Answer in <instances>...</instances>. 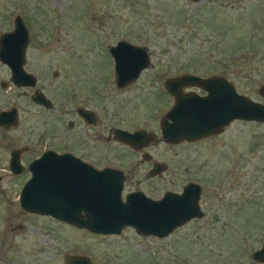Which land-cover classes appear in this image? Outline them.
I'll return each instance as SVG.
<instances>
[{
	"label": "rangeland",
	"instance_id": "rangeland-1",
	"mask_svg": "<svg viewBox=\"0 0 264 264\" xmlns=\"http://www.w3.org/2000/svg\"><path fill=\"white\" fill-rule=\"evenodd\" d=\"M15 16L28 29L23 68L37 79L31 89L39 87L55 105L77 94L88 106L107 109L114 123L121 118L128 127L157 131L171 106L162 83L184 73H221L237 93L264 104L257 93L264 84V0H0V34L12 29ZM120 39L145 47L151 68L129 88L100 87L97 77L113 64L107 48ZM83 72L96 84L78 83ZM0 82L6 83L0 110H17V124L0 128V264H63L64 254L84 255L93 264H262L251 259L264 239L262 124L234 120L198 143H150L148 161L112 143L107 165L124 174L122 199L136 189L157 199L194 181L203 216L161 238L125 227L95 234L19 208L28 174L8 171L9 152L40 136L46 116L30 102V90L12 85L2 63ZM154 161L166 168L151 176ZM103 163L92 162L96 168Z\"/></svg>",
	"mask_w": 264,
	"mask_h": 264
},
{
	"label": "water",
	"instance_id": "water-1",
	"mask_svg": "<svg viewBox=\"0 0 264 264\" xmlns=\"http://www.w3.org/2000/svg\"><path fill=\"white\" fill-rule=\"evenodd\" d=\"M27 41L28 31L20 16L13 18L11 30L0 34V63L8 67L10 82L16 87L34 86V77L23 68ZM108 54L113 61L118 87L125 85L128 78L136 79L150 64L145 47L124 40L109 46ZM162 86L171 96L172 105L159 121V136L145 130L116 129L115 140L134 149L157 142L175 145L183 140L189 142L218 135L234 120L260 123L264 129V104L237 93L232 83L220 76L184 73L166 78ZM5 87L6 83L0 82V88ZM190 87H197L205 94L182 91ZM257 93L264 98V84L258 87ZM30 99L49 105L48 100L37 92ZM81 114L85 117L87 112L81 111ZM15 121L13 107L0 111V127L8 129ZM17 151L12 150L9 154L8 171L13 175L22 172L15 155ZM69 158L67 154L45 151L28 165L30 177L18 191L17 202L21 210L47 215L95 234H118L122 228L131 227L137 234L159 238L203 216L199 206L201 189L197 182H187L179 193L166 190L157 199H151L141 191L127 193L122 199L121 170L96 169L79 159ZM164 170L163 163H156L149 174L152 176ZM251 259L264 264V239L251 253ZM63 264L92 263L84 255L64 254Z\"/></svg>",
	"mask_w": 264,
	"mask_h": 264
},
{
	"label": "flooded vegetation",
	"instance_id": "flooded-vegetation-1",
	"mask_svg": "<svg viewBox=\"0 0 264 264\" xmlns=\"http://www.w3.org/2000/svg\"><path fill=\"white\" fill-rule=\"evenodd\" d=\"M27 31H28V29H27ZM120 40H124V39H120ZM124 41H126V40H124ZM132 44H135V43H132ZM109 46H112V45H109ZM107 51H108V48H107ZM148 68H151V67H148ZM148 68H145V69H148ZM145 69L141 70L139 72L136 79L131 81V80H128L129 79L128 78L127 83L125 85H123L122 87H118L116 85V82H115L114 67L112 64V66L109 67L108 72L107 71L102 72V74H100L97 77L99 80L98 85L100 87H103V88H105V86L107 87L108 85H110V86L112 85L115 90H122V89L129 88L130 86L135 85L137 83V81L142 78L143 72L145 71ZM26 73H28V72H26ZM29 74L34 77V85H35L36 80H37L36 77L34 75H32L31 73H29ZM191 74H194V73H191ZM56 75H57L56 71L52 70L49 77L51 79H54L56 77ZM217 76H220L224 80L231 82L233 87H234V82H232L226 75H223L221 73H217ZM77 78H78V80H77L78 83L80 81L81 83H85V84L86 83L93 84V85L96 84V82L89 81L88 80L89 77H87V74L84 72L79 73ZM148 79L155 82L156 76L154 74H152L151 76L148 77ZM23 88H26L25 90H30V94L28 95L29 99H30V96H32L34 93L37 92V93H40L41 95H43L48 100V103H49V105L44 106L42 104L35 103L34 101H32L30 99V102L33 103V105L35 107H38L39 110H42V112H41L42 115L46 116V120H44L45 123H43V128L38 133L40 136L30 140L28 142L29 144L26 143V145L13 147L10 150V152L12 150H18L15 153V155H17V161H18V164L21 166L22 172H20L17 175H22V174L27 173L28 177L26 178V180L30 177V172H28V170H27L28 165L34 159L38 158L45 151H52L55 154H60V155L67 154V155H69V157H71V158H69L70 160H72V158L73 159H75V158L79 159L80 161H83L84 163L90 165L93 168H96L92 164L93 159H98L100 161H104L103 166H100L99 168H96V169L113 168V167L107 165L108 162H111L110 161L111 160L110 159L111 152H109L107 147L109 148V146L112 143L121 144V145L128 147L131 150L138 151L139 154L141 153V159L142 160L147 159L146 161H148L151 159L150 155L148 153H146V151H144V149H145L144 146H141L140 148H137V149L130 148L126 144H123V143L115 140L113 138V133H114V130H116V129L126 130L129 132H132L134 130H145V131H151L156 136H159V127H158L157 131L146 129L144 127V125L143 126L136 125L133 127H128V126L123 124L124 121L121 118L116 123H114L115 119H113L112 114H110L107 109H102V107H93V106L90 107L87 105V103H86L87 101L81 100L77 96V94H72L71 97L67 96L68 98H62L64 100V102H63V100H61V102L58 103V105H55L52 100H50L48 97L45 96V93H43L39 87H36L34 90H32L30 86L23 87ZM182 91L183 92L191 91V92H194L198 95L205 94V92L201 91L197 87L183 88ZM164 93L170 98L171 105H172L171 96H169L165 91H164ZM23 94H26V93H23ZM13 108L15 109V112H16V121H15V125H16L17 124V110L15 107H13ZM6 110H8V109H6ZM81 111L87 112L85 117L82 116ZM48 112H50V113L48 114ZM161 117L158 119V124H159ZM0 128H2V127H0ZM81 129L83 130V133H84V131L85 132L89 131L90 134H88V135L84 134L83 139H82L80 134H79V131L81 132ZM31 132L33 133V131H31ZM215 136H217V135L204 137V138H200V139L189 141V142L183 140V141L179 142L178 144H175L172 146L182 145V144L198 143L202 140L214 138ZM49 140L53 141L54 143L56 142V145L50 144ZM36 149H38L39 151L35 152ZM10 152H9V154H10ZM26 155H30V157L28 159H26ZM8 162H9V157H8ZM8 162H7V169H9L8 168ZM156 163H161V162H155V161L152 162L149 171L151 170L152 166ZM163 164L166 168L165 163H163ZM115 169H118V168H115ZM149 171H148V173H149ZM175 171L176 170L173 171L174 174H179V172H175ZM157 174H159V173H157ZM17 175H14V176H17ZM122 175H123V180H124L123 172H122ZM148 175H150V174H148ZM182 187H181V189H182ZM134 191H140V190L136 189ZM134 191H131V192H134ZM44 216L52 218V217L47 216V215H44ZM52 219L58 223H63V225H67V226L72 227V225H70V224H67L65 222H60L54 218H52ZM125 228H129V229L133 230V228H131V227H125ZM125 228H123V229H125Z\"/></svg>",
	"mask_w": 264,
	"mask_h": 264
}]
</instances>
